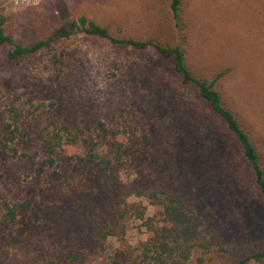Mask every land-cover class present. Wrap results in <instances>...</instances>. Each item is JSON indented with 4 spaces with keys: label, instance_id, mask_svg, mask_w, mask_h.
I'll use <instances>...</instances> for the list:
<instances>
[{
    "label": "rangeland",
    "instance_id": "374dc122",
    "mask_svg": "<svg viewBox=\"0 0 264 264\" xmlns=\"http://www.w3.org/2000/svg\"><path fill=\"white\" fill-rule=\"evenodd\" d=\"M166 1L0 0L4 29L14 41L0 43V135L9 108L28 101L54 104L52 113L68 118L106 122L146 151L142 175L127 168L116 182L128 186L157 177L192 196L222 237L224 251L205 264H232L264 246V199L250 179L243 181L248 173L232 138L167 59L153 48L116 49L76 30L37 54L8 58L15 44L66 33L81 16L115 36L184 41L199 76L225 72L218 89L263 144L264 0H185L179 28ZM150 140L152 152L145 148ZM21 141L18 153H0V207L33 205L16 227L0 229V264H36L52 253L58 264H71L65 257L72 250L81 256L74 264H113L124 242L146 241L142 221L134 214L120 217L124 200L152 216L155 208L145 197L124 193L115 199L105 180L70 178L61 167L63 179L55 180L53 170H38L42 156L34 141ZM107 231L113 235L104 238ZM199 256L189 264H200Z\"/></svg>",
    "mask_w": 264,
    "mask_h": 264
},
{
    "label": "trees",
    "instance_id": "16d2710c",
    "mask_svg": "<svg viewBox=\"0 0 264 264\" xmlns=\"http://www.w3.org/2000/svg\"><path fill=\"white\" fill-rule=\"evenodd\" d=\"M166 4L175 26L181 27L185 0H167ZM4 25L5 20L0 14V43L14 44ZM75 30L108 40L116 49L143 52L153 48L162 58L167 59L171 71L180 76L186 85L195 89L199 99L213 114V121H219L224 135L232 138L234 146L240 152V164L248 173V180L242 178L243 181L249 182L250 179L264 199V143H260L248 123L226 104L218 89L225 72L207 77L199 76L184 41L173 44L151 36H115L108 27L90 20L87 16H81L66 27V33L55 34L31 46L15 44L8 58L14 61L37 54L61 38L71 37ZM26 103L9 108V118L0 135V153H18L16 145L21 146L23 139H31L38 146L42 156L38 166L40 173L53 170V176L58 181L63 179L62 172L70 178L94 177V180H105L115 199L123 197L124 193L145 197L155 208V213L148 216L145 207L123 201L125 208L120 217L134 214L142 221L148 238L137 246L124 242L122 248L117 251L113 264H189L195 254L200 255L198 262L205 264L208 256L224 251L219 228L211 224L206 209L186 192L161 182L157 177L150 180L141 177L128 186L116 182L118 175L127 168L138 169L139 175H142L140 155L146 151L140 150V142L134 138L123 140V134L110 128L102 120L68 118L56 112L52 113L53 110L50 109L54 108V104L34 101ZM145 148L152 152L155 143L150 140ZM30 158L32 165L36 166L37 162ZM59 167L62 172L57 171ZM32 205V202L3 204L0 207V229L16 227L20 218L29 213ZM112 235L113 232L107 231L104 238ZM80 259V254L74 250L65 257L71 264ZM36 264L58 262L52 253L49 259ZM232 264H264V246L254 249Z\"/></svg>",
    "mask_w": 264,
    "mask_h": 264
}]
</instances>
